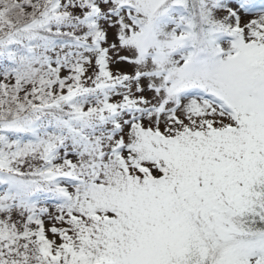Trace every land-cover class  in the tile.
<instances>
[{"label":"snow or ice","instance_id":"6c2138e0","mask_svg":"<svg viewBox=\"0 0 264 264\" xmlns=\"http://www.w3.org/2000/svg\"><path fill=\"white\" fill-rule=\"evenodd\" d=\"M0 264H264V0H0Z\"/></svg>","mask_w":264,"mask_h":264}]
</instances>
